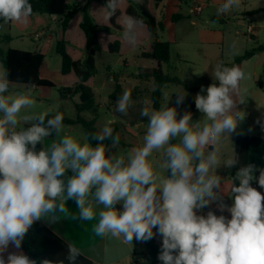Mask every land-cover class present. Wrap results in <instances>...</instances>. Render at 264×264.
<instances>
[{"label": "clouds", "instance_id": "clouds-1", "mask_svg": "<svg viewBox=\"0 0 264 264\" xmlns=\"http://www.w3.org/2000/svg\"><path fill=\"white\" fill-rule=\"evenodd\" d=\"M118 4L107 0L100 8L106 20L116 14ZM240 7L241 0H223L216 14ZM32 12L29 0H0L4 24L27 23ZM120 24L122 41L135 48L143 19L123 15ZM8 75L6 69L0 72V264H37L20 250L29 229L42 219L57 223L69 214L81 223L97 220V236L110 234L125 244L134 237L148 241L158 233L162 264H264V195L250 183L257 179L264 189V169L252 164L237 168L234 149L225 154L221 147L245 116L238 109L245 103L241 82L246 75L240 67L223 62L213 67L211 76L218 83L202 86L196 94L195 106L202 113L197 121L191 112L178 117L185 91L175 92L176 106H168V96L159 109L142 107L139 115L147 119L142 143L123 151L111 126L124 122L117 116L81 142L62 135L64 117L58 111L21 115L35 100L31 90L8 95ZM132 105L131 92L124 90L115 111L127 116ZM256 123L264 131V114ZM46 138L50 142L37 151ZM154 153L160 158L154 159ZM222 168L237 170L225 178L219 174ZM224 194L232 199L230 206ZM70 200L76 212L70 213ZM212 203L231 218L211 210L199 214ZM67 248V264H77L81 249L74 242ZM39 264L55 262L43 259Z\"/></svg>", "mask_w": 264, "mask_h": 264}, {"label": "crops", "instance_id": "crops-1", "mask_svg": "<svg viewBox=\"0 0 264 264\" xmlns=\"http://www.w3.org/2000/svg\"><path fill=\"white\" fill-rule=\"evenodd\" d=\"M80 0H68V2H79ZM137 3H145L147 9L154 17L156 23H161L163 26L162 30L156 31V37L160 40V33H165L168 36V42H174L175 36V24L177 21L187 18L190 20V15H195L194 17H198L203 11V8H207L209 6V1L216 3H223V0H162L157 6L154 5L153 0H134ZM194 5H199L201 7V11L198 13H191L190 9ZM103 5L97 3L95 1L89 2V11L92 15L95 23L99 26H104L108 24V20L104 18L103 12L100 8ZM127 7L126 0H119L118 4V16L116 18V25L120 28L115 33H99L98 34V42L100 44L101 51L97 54L104 55H116V59L112 66L106 65L104 67L103 75L104 77L101 80H97L95 75L90 78L86 82V86H88L95 95V102L97 104V111L102 107L107 115V120L112 116L119 117L120 120H123V127L120 129L115 124L117 129V134H119L120 139L126 144L125 146H120L121 151L126 150L132 146H137L142 143V137L146 130V118H141L139 113L140 109L144 106L153 107L152 103V93L155 89L154 86V75L152 72V68H143L137 65L140 63V60H144L150 62L149 65L154 66L155 64L152 61L146 60L143 58V55L151 52L152 43L154 41V37L150 35L146 27L142 29V36L135 48H131L126 45L121 39V24L120 17L126 15L125 10ZM184 9H187V13H184ZM252 11H260L264 13V10H250L246 11L243 14L247 15V17H252L253 14H249ZM172 18H175L177 21H173ZM59 16H47L44 14H32L27 23H17L10 22L8 24L2 23L0 27V32L2 34H8L12 41V36L10 31L16 27V29L20 32L29 31L30 37L34 44V50L28 51L31 53H40L44 55V60L42 65L39 68V77L41 79H45L54 84L56 88L61 87H69L74 85L78 80L73 73H68L66 75H62L60 73V67L57 68V64H55L57 69H52L51 60H54L58 55L55 53V45L57 40L64 39L66 44V52L71 57L72 60L76 61L82 58L84 49H85V39L83 33L80 31L78 25L81 20V14L77 13L69 22L66 30L61 33L59 27ZM190 24L192 26H196L197 22L195 19L190 20ZM252 26H250L251 28ZM3 30V31H2ZM35 34L38 37H35ZM254 38L253 34L250 36ZM115 40L119 41V47L117 52L109 53L107 51L108 45L113 43ZM9 44V43H7ZM7 44H3L1 46L2 50H6L10 48ZM12 49V48H11ZM18 50V49H17ZM96 54V55H97ZM95 55V57H96ZM59 57V56H58ZM1 64V63H0ZM53 64V63H52ZM163 64V63H162ZM161 64V70H162ZM2 66V64H1ZM135 67L136 70L134 73L130 72L128 69L130 67ZM3 67V66H2ZM96 68V66H95ZM154 69V68H153ZM4 70V68H3ZM151 70V71H150ZM163 73V71H162ZM164 74V73H163ZM166 75V74H164ZM168 76V75H167ZM170 77V76H169ZM152 84L153 88L150 93L146 94L148 88ZM169 84V83H167ZM164 84L161 86V97H162V87L167 85ZM11 86H19V85H11ZM23 88L33 89L36 91H40V97H47L49 95V90L46 88H35L29 86H22ZM44 89V90H41ZM48 89V88H47ZM105 89L110 90L109 93H104ZM185 89V88H184ZM124 90H128L131 92V97L133 100V105L130 107L127 116H120L115 111L116 100L122 94ZM9 94V93H7ZM77 96L73 97L72 100L66 98L64 99L65 103L77 102ZM161 106V98L160 104ZM194 108L195 104L192 105ZM74 107V106H73ZM159 109V108H158ZM85 118H92L89 114L83 113ZM89 117H88V116ZM74 118V117H73ZM96 117H94L95 119ZM258 126H260L258 124ZM23 127V124H22ZM95 128H96V120H95ZM97 131V129H96ZM67 134L71 135L74 138L83 142L84 131L80 125H64V129L62 135ZM238 136L233 138V149L234 142ZM257 137L264 138V135H258ZM51 138H46L45 145L39 144L36 148L39 151L44 146L50 142ZM154 159H159L160 154L154 153ZM220 174V170H219ZM225 177L224 175L220 174ZM254 177L258 178L257 171L254 172ZM238 186V181H235ZM251 186L256 188L258 191L264 195V189L260 188L257 179H254L250 182ZM224 202L227 205L232 204V199L224 194ZM122 206V205H121ZM67 207L71 212H76V204L73 201L67 202ZM123 207V206H122ZM215 212L216 215H225L229 219L230 213L227 211L220 212L216 206V203H212L206 206L204 209L200 211L199 214L206 215L208 211ZM44 226H46L53 234H55L59 239L65 242L67 245L69 242H74L82 252L84 258L89 260L92 264H131V259L134 254L138 256L141 253L144 254L147 252V249L143 245L142 241H139L141 245H143V249L137 253L135 250L132 251L130 244H125L122 238L113 237L110 234L105 236H97L93 231V226L97 223V220H93L91 222L81 223L79 221L73 220L71 215L61 216V219L57 223H49L46 219H42L39 221ZM154 233L156 230L154 229ZM156 244H160L162 242V237L157 233L154 234L153 238ZM142 257V256H141Z\"/></svg>", "mask_w": 264, "mask_h": 264}, {"label": "rangeland", "instance_id": "rangeland-1", "mask_svg": "<svg viewBox=\"0 0 264 264\" xmlns=\"http://www.w3.org/2000/svg\"><path fill=\"white\" fill-rule=\"evenodd\" d=\"M220 4L209 1V6L203 8L198 17L189 14L190 20H196V26H192L190 20L187 18L176 22L174 42H171L170 45L169 60L167 63L162 64V71L170 77L179 79L187 88L194 90L184 89L182 85L169 83L162 87L161 105L170 96L168 106H176L175 92L185 91L184 102L177 106L178 117L182 116L185 112H191L193 121L201 119L202 113L192 105L195 104V96L200 92L201 87L207 88V84L215 82L211 76L213 67L217 63H229L235 57L242 56L246 52H252L253 56L244 60L238 66L246 75V79L241 82L242 92L245 93V103L238 105V109L243 111L245 116L239 123L236 131L231 134L229 138L230 142L225 140L221 145L222 151L228 154L233 148V138L235 136L257 137L258 135H264V131L256 123V120L264 114V49L258 51V48L264 45V13L258 11L251 18L243 14L250 10H264V0H241V7L239 9H235L227 14L217 15L216 10ZM184 13H187V9H184ZM250 26L252 27L250 28ZM10 34L12 41L7 44L10 48L22 51L34 50L35 44L29 38V31L20 32L14 27L10 31ZM251 34H253L254 38L250 37ZM159 35L161 41H168L169 38L166 32ZM116 58V55H96L95 66L97 73L95 78L97 80H101L104 77V67L106 65L112 66ZM149 63L140 60V63L137 65L143 68H152L153 70L154 66H150ZM55 64L58 65L57 68L60 67V58L58 56L54 60H51L50 67L54 70L57 69ZM128 70L134 73L136 68L131 66ZM2 71L3 67L0 64V72ZM257 80L262 81V89L257 87ZM152 88L151 84L146 94L150 93ZM29 90H31L35 104L31 108L22 109L21 115L51 110L50 113L60 111L66 117H75L73 105L65 103L64 99L54 89L46 88L50 93L44 98L40 97V91L23 88L22 86H10L8 95L16 96ZM109 92L110 90L108 89L104 91V93ZM95 117L96 129L99 131L107 121V115L102 107L98 109ZM115 125L120 129L123 127L120 122L115 123ZM18 127H22V124L18 125ZM160 171L161 175L165 174L162 170ZM130 247L132 251L135 250L137 253L144 248L135 237ZM138 256L141 257V253ZM142 264L155 263L152 260H143ZM159 264H162L160 260Z\"/></svg>", "mask_w": 264, "mask_h": 264}, {"label": "trees", "instance_id": "trees-1", "mask_svg": "<svg viewBox=\"0 0 264 264\" xmlns=\"http://www.w3.org/2000/svg\"><path fill=\"white\" fill-rule=\"evenodd\" d=\"M90 1H95L102 4L103 6L107 2V0H80L77 3L68 2V0H29L33 9L32 14L37 13L44 14L49 17H60L59 27L61 33L66 30L69 22L77 13L81 14V20L78 27L83 33L85 39V49L82 58L76 61L71 59L65 48L67 42L63 38L57 40L55 45V53L60 58V73L62 75L73 73L78 80L72 86L56 88L50 81L41 79L39 77V68L44 60V55L11 48L2 50L1 46L3 44L9 43L11 38L8 34H2L0 32V63L2 64L4 70L6 69L9 74L8 79L11 81L10 86L19 85L35 88L54 89L63 99L68 98L72 100L73 97L77 96V102H73L75 117L69 118L62 113L64 117L63 124L80 125L84 131V135L96 132L94 117L96 116L97 104L95 102V95L92 90L86 86V82L96 73L95 55L101 51L100 44L98 42V34L115 33L120 29L115 22L118 12H116V14L112 16L110 20H108L107 25H97L89 11ZM161 1L162 0H153V3L155 6H157ZM126 2V15L143 19L147 32L154 37L151 52L144 54L143 58L152 61L155 64V67L152 70L154 75L155 89L151 98L153 108L158 109L162 85L167 83H175L177 85H182L185 89L190 88H187V86L183 85L179 79L169 77L162 73L161 64L168 62L171 45L170 42L158 40L156 37V31L163 29L162 24L156 23L145 3H137L134 0H126ZM256 12L257 11H252L249 12V14ZM172 20L174 22L177 21L175 18H172ZM2 23L3 21H0V27ZM118 47L119 41L115 40L113 43L108 45L107 51L109 53L117 52ZM263 49L264 45L260 46L258 51ZM252 56V52H246L242 56L235 57L231 62L224 63V65L228 67H232L233 65L239 66L244 60H247ZM210 84L212 83L207 85L209 86ZM256 85L259 89H262V81L257 80ZM83 113L89 114L92 118H85ZM51 115H55V113H50V116ZM26 126L27 125H23V127ZM111 126L114 128V134H117L115 125ZM120 145L125 146L126 144L120 139ZM38 146L39 144L36 146V148ZM234 151L240 162L239 165H237V168L239 166L252 164L258 169H264V138L238 136L234 142ZM237 168H222L220 169V174L226 177L229 175H234ZM257 173L259 177V171H257ZM142 242L147 249V252L142 254L143 260H152L153 263L159 264L158 256L161 251L162 242L160 244H156L153 239ZM20 250L29 256V258L35 259L37 264H39V262L43 259L51 260L55 262V264H59L60 261H64V264H67V244L59 239L39 221L35 222L29 229L24 241L22 242ZM9 251H16V249L10 247ZM6 256L7 253H5V257ZM133 256H136V254ZM77 264L92 263L81 256L79 257Z\"/></svg>", "mask_w": 264, "mask_h": 264}, {"label": "built area", "instance_id": "built-area-1", "mask_svg": "<svg viewBox=\"0 0 264 264\" xmlns=\"http://www.w3.org/2000/svg\"><path fill=\"white\" fill-rule=\"evenodd\" d=\"M201 11V7L199 5H194L191 9H190V12L191 13H198ZM35 37L37 38L38 35L35 34ZM143 262V258L140 257V256H133L132 257V260H131V264H142Z\"/></svg>", "mask_w": 264, "mask_h": 264}, {"label": "water", "instance_id": "water-1", "mask_svg": "<svg viewBox=\"0 0 264 264\" xmlns=\"http://www.w3.org/2000/svg\"><path fill=\"white\" fill-rule=\"evenodd\" d=\"M117 210L118 211L122 210V206L117 205Z\"/></svg>", "mask_w": 264, "mask_h": 264}]
</instances>
